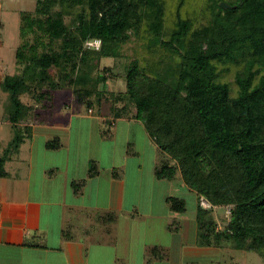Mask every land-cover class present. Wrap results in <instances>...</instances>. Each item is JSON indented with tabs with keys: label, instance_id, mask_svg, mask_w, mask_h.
Returning <instances> with one entry per match:
<instances>
[{
	"label": "trees",
	"instance_id": "1",
	"mask_svg": "<svg viewBox=\"0 0 264 264\" xmlns=\"http://www.w3.org/2000/svg\"><path fill=\"white\" fill-rule=\"evenodd\" d=\"M183 1L165 36V0H35L32 11L19 13L18 70L0 83L8 94L9 119L17 124L39 118V110L52 108L61 92L88 112L139 120L159 151L158 178L180 176L211 205L232 206L220 231L212 219L204 221L209 212L198 206L199 243L229 240L259 251L264 246V0H203L205 18L198 26L181 15ZM221 1L231 8H221ZM94 39L99 47L86 48ZM132 39L142 53L133 50L125 67V90L107 91L114 62L125 57ZM102 59L108 61L104 67ZM231 66L234 92L225 78ZM103 101L110 102L107 111L100 107ZM19 131L14 149L23 139ZM60 145L58 138L46 142L51 149ZM167 202L173 211L185 210L179 198Z\"/></svg>",
	"mask_w": 264,
	"mask_h": 264
},
{
	"label": "crops",
	"instance_id": "2",
	"mask_svg": "<svg viewBox=\"0 0 264 264\" xmlns=\"http://www.w3.org/2000/svg\"><path fill=\"white\" fill-rule=\"evenodd\" d=\"M28 1L0 0V83L12 74L6 64L16 65L15 57L4 64L3 52L15 55L19 13L35 7L33 0L32 10L23 8ZM8 21L16 26L17 42L2 37ZM107 62L102 59L101 65ZM7 95L0 85V264L213 263L210 248L198 240L199 197L182 179L156 176L159 151L139 120L56 108L60 92L54 108L14 124ZM18 131L23 139L14 149ZM40 137L43 149L36 155ZM53 138L59 148L46 146ZM84 147L97 155L82 157ZM125 160L134 164L131 176ZM183 195L191 199V209ZM168 197L183 200L185 210L173 211Z\"/></svg>",
	"mask_w": 264,
	"mask_h": 264
},
{
	"label": "rangeland",
	"instance_id": "3",
	"mask_svg": "<svg viewBox=\"0 0 264 264\" xmlns=\"http://www.w3.org/2000/svg\"><path fill=\"white\" fill-rule=\"evenodd\" d=\"M32 1L29 0L27 5H24L23 8H31L30 10H32L33 6H34V1L33 2ZM178 3H179V0H165L166 10H165V23H164V30H163L165 36L174 27L176 7H177ZM202 5H203V0H184L182 5H181L182 7H181L180 13L183 17L191 18L193 25L198 26L204 22V18H205V15L203 14L204 10H203ZM15 28H16V26L14 24L12 25V23L10 21H8V25H6L4 31L2 32V37L6 38L8 40L12 39V41L17 42V30H15ZM140 37L144 38V36H142V35ZM95 40H97V39L87 41L85 43V47L96 49V45L92 44ZM97 41H99V40H97ZM99 45H100V41L98 42V46ZM138 49L139 48L137 46V42L134 41V39H132L126 45V47H125L126 53L124 52L125 57H120L119 59L115 60V62H114L113 68H114L115 76L112 79L108 80L107 88H106L107 91H114L115 92V91H124L125 90V80H124L125 67L128 64V62L134 58L133 54L135 52L139 51V54L142 53L141 50L140 49L138 50ZM3 53H4V59L3 60H4V62L6 61L4 64L7 63L8 59H9L8 61H13V63H14V56H13L14 52L9 53L8 51L7 52L4 51ZM160 54H161V52H160ZM160 54H158V53L155 54V57H153V58L156 60L157 58L160 57ZM134 55H136V54H134ZM165 56H167L166 52H164V57ZM6 65H8L7 70H10V73L11 72L14 73L18 70L16 65L10 66L9 63H7ZM104 65H100V66L104 67ZM101 67H99V68L101 69ZM230 68L232 70L230 71V73H228V75H226L225 78H226V80H228L231 83V87L233 88V92H234L235 87L233 86L232 78H233V73H234L236 67L231 66ZM62 97H63V100H65L66 102H68V103L71 102V100H69L66 96H62ZM63 100H62V102H63ZM7 101H8V98H7ZM62 102L61 103L57 102L58 106L55 105V107L66 109V107H64ZM109 103L110 102H104V101L101 102L100 107L103 108L102 111H107L106 109H107V107H109ZM53 108H54V106H53ZM68 108L84 109L83 106H77L74 104L72 105L71 103L69 104ZM74 124H76L75 121H74ZM89 124H91V123H89ZM92 124L94 125L95 122H92ZM40 139H41V137L38 138L35 142V146H36L35 147V154L36 155H38L40 153V150L43 149L42 143H40L41 142ZM82 154H83L82 157H84V156L86 157V156H90V155L94 156V155H97V150H92V148L88 149L87 147H84ZM125 161H124V164L127 168V171H129L128 175L131 176V175H133V172H134V164L129 160H125ZM172 163H174V162L172 161ZM143 165H145V162H143ZM92 170H95L93 165H92ZM173 179H181V178L179 176V177H174ZM151 184H152V182H150V184L144 185V187L147 188V186H149ZM175 189L176 188H174L172 186L173 194H176L175 196H180L179 194H181V193L178 190L176 191ZM183 196L186 199V204H187L188 208L191 209L192 208L191 199L189 198V196H185V195H183ZM200 198H198V205L199 206H201L200 202H199ZM205 200L208 202L207 199H205ZM126 201H127V196H126ZM209 204H210L209 208H203L201 206L202 209H205L206 212H209V213H207L209 215H204L205 216L204 221H208V219L209 220L212 219L215 223V230L220 231L224 228V226L226 225V223L230 219L232 206L231 205H218V206H216V205H211V203H209ZM207 210H209V211H207ZM196 224H197V222H196ZM187 228L189 229V227H187ZM178 233L183 235L186 233V231L181 230ZM202 246L210 248L209 251L212 253V258H213L212 259L213 263H210V261L206 260L204 262V264H264V246L261 247V249H259V251L258 250H254V251L253 250H247L244 247L238 248V247L233 246L232 242L229 240L228 241L222 240L219 244H211V245L202 244ZM207 257L209 258V256H207ZM216 261H217V263H215Z\"/></svg>",
	"mask_w": 264,
	"mask_h": 264
},
{
	"label": "built area",
	"instance_id": "4",
	"mask_svg": "<svg viewBox=\"0 0 264 264\" xmlns=\"http://www.w3.org/2000/svg\"><path fill=\"white\" fill-rule=\"evenodd\" d=\"M98 42L99 41H97V40H95L92 44L94 45H96V48H98L99 46H98ZM199 202H200V205L203 207V208H209V206H210V204L203 198V197H201L200 198V200H199Z\"/></svg>",
	"mask_w": 264,
	"mask_h": 264
},
{
	"label": "water",
	"instance_id": "5",
	"mask_svg": "<svg viewBox=\"0 0 264 264\" xmlns=\"http://www.w3.org/2000/svg\"><path fill=\"white\" fill-rule=\"evenodd\" d=\"M219 6L221 7V8H231V6L229 5V4H227L226 2H224V1H221L220 3H219Z\"/></svg>",
	"mask_w": 264,
	"mask_h": 264
}]
</instances>
